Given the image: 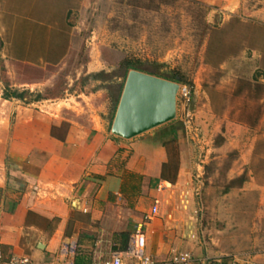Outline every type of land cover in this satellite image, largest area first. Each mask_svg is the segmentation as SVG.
Listing matches in <instances>:
<instances>
[{"label": "rangeland", "instance_id": "374dc122", "mask_svg": "<svg viewBox=\"0 0 264 264\" xmlns=\"http://www.w3.org/2000/svg\"><path fill=\"white\" fill-rule=\"evenodd\" d=\"M6 9L14 10L8 20L25 52L48 26L58 42H78L73 50L69 43L59 46L54 54L61 60L45 62L43 71L11 64ZM91 60L92 74L76 81ZM126 62L191 90L190 101L178 93L174 121L146 134L167 145L171 178L181 152H188L193 183L201 189L193 255L211 264L249 258L264 264V17L218 16L196 0H0V117L10 87L50 79L46 97L71 85L94 92L98 115L112 121L113 101L133 71ZM25 92L33 102L36 90Z\"/></svg>", "mask_w": 264, "mask_h": 264}, {"label": "crops", "instance_id": "0c3cea01", "mask_svg": "<svg viewBox=\"0 0 264 264\" xmlns=\"http://www.w3.org/2000/svg\"><path fill=\"white\" fill-rule=\"evenodd\" d=\"M196 1L218 16L243 12L264 17V0ZM13 11L5 10L4 21L5 28L11 26V64L43 71L45 62L60 61L61 53H54L69 41L58 42L57 30L48 26L27 42L31 49L25 52L8 20ZM77 42L71 38L69 47ZM92 65L91 60L76 81L91 75ZM47 81L10 87L20 93L36 90L44 99L12 97L3 104L0 244L5 256H27L38 264H95L120 256L124 264H136L130 247L138 227L146 235V254L159 264L196 253L200 208L188 152H181L178 173L171 178L167 145L156 134L118 138L110 132L109 118L103 119L92 105L94 92H79L71 85L46 97L51 88ZM48 103L56 107L53 113L44 110ZM155 207L157 214L147 220ZM71 243H77L78 251L68 258L65 249ZM193 256L190 264L208 260Z\"/></svg>", "mask_w": 264, "mask_h": 264}, {"label": "water", "instance_id": "95a60500", "mask_svg": "<svg viewBox=\"0 0 264 264\" xmlns=\"http://www.w3.org/2000/svg\"><path fill=\"white\" fill-rule=\"evenodd\" d=\"M179 89L177 82L131 71L112 123V134L132 140L174 121Z\"/></svg>", "mask_w": 264, "mask_h": 264}, {"label": "built area", "instance_id": "2783aa9c", "mask_svg": "<svg viewBox=\"0 0 264 264\" xmlns=\"http://www.w3.org/2000/svg\"><path fill=\"white\" fill-rule=\"evenodd\" d=\"M181 97L190 101L191 90L188 87H181L179 89ZM200 187L198 186L195 190L196 196L200 195ZM158 212V208L155 207L152 211V215L147 217L150 220ZM146 235L142 227H138L133 235L130 254L136 260V264H159L158 261L154 260L151 256L146 254ZM66 253L68 258H73L78 251L77 243H71L66 246ZM194 261V256L189 253L177 255L173 258V264H190ZM0 264H38L32 258L27 256L12 255L6 257L2 245L0 244ZM71 264V263H66ZM95 264H124L123 259L120 256L113 258L111 261L104 263L97 262ZM203 264H211L209 260H204ZM230 264H261L254 258L252 259H234Z\"/></svg>", "mask_w": 264, "mask_h": 264}, {"label": "trees", "instance_id": "16d2710c", "mask_svg": "<svg viewBox=\"0 0 264 264\" xmlns=\"http://www.w3.org/2000/svg\"><path fill=\"white\" fill-rule=\"evenodd\" d=\"M125 68L127 70H135V71H139L138 67L134 64H132L131 62H126L125 64ZM103 75V74H102ZM101 74H97V75H94L93 78L95 81H100V77L102 76ZM26 95H27V92H18V91H15V92H12V93H7L4 95V99L8 100L10 98H16V99H20V100H25L26 98ZM121 98V97H120ZM120 98L117 99V100H114L113 101V118H112V121H111V126H112V123H113V120L115 118V115H116V112H117V109H118V105H119V102H120ZM44 99V96L42 95H36L35 97V100L34 101H40ZM179 167L176 168V170L178 169ZM165 172V171H164ZM165 178V176H163Z\"/></svg>", "mask_w": 264, "mask_h": 264}]
</instances>
